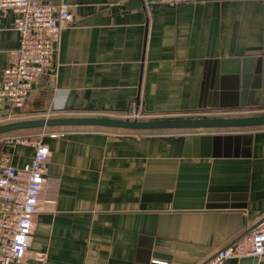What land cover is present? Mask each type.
I'll return each mask as SVG.
<instances>
[{
  "label": "crops",
  "instance_id": "0c3cea01",
  "mask_svg": "<svg viewBox=\"0 0 264 264\" xmlns=\"http://www.w3.org/2000/svg\"><path fill=\"white\" fill-rule=\"evenodd\" d=\"M43 1L73 21L54 68L0 125L264 114V0ZM15 20L0 11V85L21 45ZM34 133L51 151L30 248L46 264H203L264 218V127ZM15 138L0 135V157L23 168L35 149Z\"/></svg>",
  "mask_w": 264,
  "mask_h": 264
},
{
  "label": "built area",
  "instance_id": "2783aa9c",
  "mask_svg": "<svg viewBox=\"0 0 264 264\" xmlns=\"http://www.w3.org/2000/svg\"><path fill=\"white\" fill-rule=\"evenodd\" d=\"M196 1L171 0L179 5ZM0 11H12L16 15L14 27L21 41L0 85V121H9L25 109L33 87L54 68L56 40L62 27L69 25L74 17L69 5L55 7L43 0H0ZM43 139L44 135H38L35 139L15 138L10 141L35 149L32 160L23 168L13 166L6 154L0 157V264H46L48 261L47 252H30L34 219L46 184V163L51 156ZM262 256L264 222L203 264H224L229 259Z\"/></svg>",
  "mask_w": 264,
  "mask_h": 264
},
{
  "label": "water",
  "instance_id": "95a60500",
  "mask_svg": "<svg viewBox=\"0 0 264 264\" xmlns=\"http://www.w3.org/2000/svg\"><path fill=\"white\" fill-rule=\"evenodd\" d=\"M129 113H133V110ZM57 127H98L142 132L163 130L244 129L264 127V114L247 117H203L197 119L166 118L152 120H140L137 118L116 119L111 117L45 118L0 125V135ZM263 222L264 218L253 229L244 233L237 241L255 230Z\"/></svg>",
  "mask_w": 264,
  "mask_h": 264
},
{
  "label": "trees",
  "instance_id": "16d2710c",
  "mask_svg": "<svg viewBox=\"0 0 264 264\" xmlns=\"http://www.w3.org/2000/svg\"><path fill=\"white\" fill-rule=\"evenodd\" d=\"M262 115V114H261ZM41 129H35V130H27L28 133H21V132H25V131H19V132H13V134H16L17 136H22L24 138H34L36 133H34L35 131H39ZM10 134V133H9Z\"/></svg>",
  "mask_w": 264,
  "mask_h": 264
}]
</instances>
